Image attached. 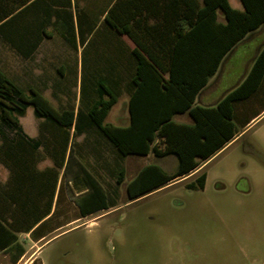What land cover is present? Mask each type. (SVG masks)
<instances>
[{"label":"trees","instance_id":"16d2710c","mask_svg":"<svg viewBox=\"0 0 264 264\" xmlns=\"http://www.w3.org/2000/svg\"><path fill=\"white\" fill-rule=\"evenodd\" d=\"M241 2L243 10L232 7L229 0H90L81 6L76 15L80 44L87 45L89 37L101 30L105 37L125 35L134 43L133 48L122 47L118 57L127 76V125L105 122L118 101L112 77L97 79V98L84 116L74 109L59 110L40 91L22 89L0 70V163L10 173L0 188V252L10 253L16 264L26 252L19 233H30L34 241L49 233H41L52 219L53 196L46 177L56 175V170L47 168V176L37 180L39 150L45 148L55 166L62 167V156L71 134H78L81 119L121 156L152 153L176 158L172 173L156 163L141 168L126 183L127 202L190 174L243 134L259 114L247 117L245 112L264 94V45L238 85L213 105L197 102L227 55L264 27V0ZM78 3L75 0L76 7ZM71 7L72 0H0V35L16 53L29 58L44 38L52 37L48 28L58 24L63 37L75 46ZM116 67L115 60H108V76ZM30 106L34 117L42 120L36 138L26 134L20 122ZM184 114L191 118L190 124L175 120ZM124 175L120 171L117 183ZM206 179L203 172L187 187L203 189ZM90 182L101 208H107L100 183ZM31 264L43 263L35 258Z\"/></svg>","mask_w":264,"mask_h":264},{"label":"rangeland","instance_id":"374dc122","mask_svg":"<svg viewBox=\"0 0 264 264\" xmlns=\"http://www.w3.org/2000/svg\"><path fill=\"white\" fill-rule=\"evenodd\" d=\"M89 1L80 0L76 7L72 0L75 46L58 24L48 28L52 38H44L29 58L0 35V70L26 91L41 89L59 110L74 109L84 116L97 98V79L112 77L118 101L105 122L120 125L129 93L118 57L122 47L132 44L122 35L105 37L104 30L89 37L86 46L80 44L76 15ZM237 1L231 0L234 7ZM108 60L116 61L112 76ZM41 121L31 106L20 117L24 132L34 138ZM79 127L78 134H71L62 167L55 166L45 148L39 150L37 180L47 176V168L56 170L46 177L52 219L41 230L49 233L38 241L19 233L26 249L19 264H27L42 247L38 258L43 264H264V116L190 174L129 202L125 186L141 164L156 163L172 173L176 158L121 156L85 118ZM82 131L85 137L79 136ZM122 170L124 180L117 183ZM203 172L205 187L188 188ZM9 175L0 163V188ZM90 180L100 183L107 208H101ZM0 264H14L10 253L0 252Z\"/></svg>","mask_w":264,"mask_h":264},{"label":"crops","instance_id":"0c3cea01","mask_svg":"<svg viewBox=\"0 0 264 264\" xmlns=\"http://www.w3.org/2000/svg\"><path fill=\"white\" fill-rule=\"evenodd\" d=\"M229 2L231 4V6L234 7L231 3V0H229ZM239 4H240V6H239ZM234 8L239 9V10H243V4H242L241 0L237 1V6H235ZM220 21H224V20H220ZM151 22H153V20ZM124 36L125 35H122V37H124ZM125 37H127V36H125ZM129 41L132 44V47H130V48H133L134 43L130 39H129ZM263 45H264V27L261 30L257 31L256 33L249 36L246 40H244L242 43H240L235 49H233V51H231L227 55V57L225 58V60L221 64L217 74H215V76H213L210 79V82L208 83V85L199 93V95L197 97V102L199 104H202V105H213L218 100H220L229 90H231L236 85H238L245 78L247 73L249 72V70L253 64L255 56L260 51V49ZM1 71L5 72L4 70H1ZM132 72H134V68H133ZM31 87L37 89L38 91H40L42 93V90L39 89L38 87L30 86L29 88H31ZM261 94L262 95H259V98H256V102H255L256 107L254 108L252 106L251 107L249 106L250 109H248V111L245 112V116H247V117L254 115L255 113H259V114L247 124L244 132L247 131L249 128H251V126L253 124H255L257 121H259L264 116V110H262V109H264V97H263V100H261L262 99L261 97L264 94L263 93H261ZM128 102H129V97L127 100V110H126L127 113L125 115H122V118H118V120L121 121V123H122L120 125H127L129 123ZM251 108H253V109H251ZM175 120L177 122L188 123V124H190L192 122L191 118L185 114L175 116ZM79 136L85 137L86 132L85 131L80 132ZM149 156L150 155H148L147 158ZM137 157L139 158V156H137ZM145 165H147V164H141L139 166L138 171L141 168H143ZM42 249H43V247L39 251L35 252L31 256V258L27 262V264H31V262L35 258H38V255L42 251ZM19 261L17 262V264H19Z\"/></svg>","mask_w":264,"mask_h":264}]
</instances>
